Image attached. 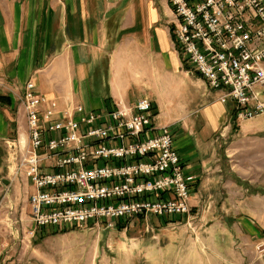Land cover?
<instances>
[{"label": "crops", "instance_id": "crops-1", "mask_svg": "<svg viewBox=\"0 0 264 264\" xmlns=\"http://www.w3.org/2000/svg\"><path fill=\"white\" fill-rule=\"evenodd\" d=\"M174 21L167 0H0V96L9 99L0 101V139L16 128L12 110L24 114L28 80L60 110L81 105L105 115L146 98L152 124L170 127L184 173L194 177L190 207L233 212L252 239L264 233V213L252 210L264 196V116L232 121V104L183 63ZM233 124L244 139L226 155Z\"/></svg>", "mask_w": 264, "mask_h": 264}, {"label": "built area", "instance_id": "built-area-1", "mask_svg": "<svg viewBox=\"0 0 264 264\" xmlns=\"http://www.w3.org/2000/svg\"><path fill=\"white\" fill-rule=\"evenodd\" d=\"M173 40L190 73L232 104L234 123L264 116V0H167ZM26 143L15 174L30 181L29 234L81 227L115 229L135 218L190 214L186 176L170 127H155L151 102L120 104L105 115L81 105L60 110L28 80ZM4 249L0 241V256ZM257 249L264 251V243Z\"/></svg>", "mask_w": 264, "mask_h": 264}, {"label": "rangeland", "instance_id": "rangeland-1", "mask_svg": "<svg viewBox=\"0 0 264 264\" xmlns=\"http://www.w3.org/2000/svg\"><path fill=\"white\" fill-rule=\"evenodd\" d=\"M23 115L12 110L16 128L0 139V241L4 246L0 264H264V251L257 249L264 243V233L257 230L251 239L235 225L233 212L212 208L191 207L188 216L173 218L172 223L135 218L121 224L120 230L83 225L47 229L31 237L28 196L33 186L15 174L20 153L18 147L12 148L18 145L20 133H26ZM237 128L233 124L230 135L224 137L226 155L229 145L244 139L237 135ZM250 181L256 186V180ZM255 197L260 201L252 204V210L263 214L257 208L264 196ZM209 201L204 198L205 203Z\"/></svg>", "mask_w": 264, "mask_h": 264}, {"label": "trees", "instance_id": "trees-1", "mask_svg": "<svg viewBox=\"0 0 264 264\" xmlns=\"http://www.w3.org/2000/svg\"><path fill=\"white\" fill-rule=\"evenodd\" d=\"M0 101L1 102H5V103H8V101H9V99L7 98V97H4V96H0ZM121 224H118L117 225V228H119V230L121 229ZM64 229H67V228H64ZM43 231H45V230H43ZM63 231V230H62ZM39 232H42V231H39ZM38 233V232H37ZM36 233V234H37ZM55 232H53V234H54ZM43 238V236H41V239Z\"/></svg>", "mask_w": 264, "mask_h": 264}, {"label": "bare ground", "instance_id": "bare-ground-1", "mask_svg": "<svg viewBox=\"0 0 264 264\" xmlns=\"http://www.w3.org/2000/svg\"><path fill=\"white\" fill-rule=\"evenodd\" d=\"M20 143H26V136L25 133H20Z\"/></svg>", "mask_w": 264, "mask_h": 264}, {"label": "water", "instance_id": "water-1", "mask_svg": "<svg viewBox=\"0 0 264 264\" xmlns=\"http://www.w3.org/2000/svg\"><path fill=\"white\" fill-rule=\"evenodd\" d=\"M232 121H233V118H232Z\"/></svg>", "mask_w": 264, "mask_h": 264}]
</instances>
